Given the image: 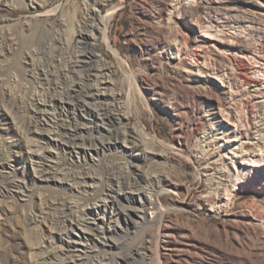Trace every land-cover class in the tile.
Returning <instances> with one entry per match:
<instances>
[{
  "label": "rangeland",
  "instance_id": "rangeland-1",
  "mask_svg": "<svg viewBox=\"0 0 264 264\" xmlns=\"http://www.w3.org/2000/svg\"><path fill=\"white\" fill-rule=\"evenodd\" d=\"M1 1L0 155L11 168H0V264H38L41 246L65 247L49 222L33 220L48 200H78L75 189L38 179L30 151L48 146L61 168L102 175L125 162L134 176L154 179H140L150 202L137 191L133 204L120 198L144 210L146 222L135 213L138 226L111 219L117 204L100 212L107 237L119 238L118 247L104 248L112 263L123 264L119 256L145 238L149 259L133 264H264V0H88L108 22L106 32H96V51L115 73L102 90L119 95L139 138L128 153L88 156L29 133L18 102L45 93L30 76L29 51L50 54L56 38L72 44L84 0ZM249 143L262 151L251 153ZM6 176L21 181L24 196L8 192ZM117 224L127 234L113 231Z\"/></svg>",
  "mask_w": 264,
  "mask_h": 264
},
{
  "label": "bare ground",
  "instance_id": "bare-ground-1",
  "mask_svg": "<svg viewBox=\"0 0 264 264\" xmlns=\"http://www.w3.org/2000/svg\"><path fill=\"white\" fill-rule=\"evenodd\" d=\"M84 2L78 34L72 44L56 38L50 54L44 48L29 51L27 57L32 68L30 76L39 80L45 93L43 96L36 95L30 102L23 98L22 102L18 101L22 104L19 108H22L24 114L23 124L29 133L37 134L42 139L49 138L57 148L68 150L70 154L100 155L105 154V150L118 151L124 147L128 153L132 149L128 146L129 143L139 140L137 133L130 127L134 118L126 116L129 115L126 105L118 98V94L111 95L102 90V86L107 85L108 79L115 71L113 65L96 51V48L101 46L96 32H106L108 22L100 21L96 16L95 7H92L88 0ZM3 3L0 0V4ZM35 3L44 8L43 4ZM59 8L60 6H57L53 11L47 12H57ZM111 18L112 12L108 15V19ZM107 42L111 45L108 37ZM113 53L119 57V52ZM30 110H33L36 116L32 115ZM30 141L35 143V140ZM248 146L252 149L251 153L262 151V146L253 143ZM43 149L44 152L34 149L30 151L32 157H37L35 164L38 179L47 186H69L75 189V197L78 200L57 197L48 200L39 214H34V223H44L43 220L49 222L51 228L59 233L65 242V247L61 249L52 245L41 246L38 251V264H114L104 248L118 247L119 238L107 237V230L98 222L106 221L100 212L107 213L106 209L110 203L117 204L115 212L109 213L111 219L124 216L125 221L138 226L141 223L131 217L132 213H135L139 219L146 222L144 210L125 205L121 203L120 198L133 204L134 199L136 200L133 195L137 191L143 193L150 202L148 191L140 188V179H146L149 183L154 179L147 175L134 176L125 162L110 164L102 175L86 168H61L56 158L58 155L52 147ZM8 162L9 157L0 155V168H11ZM206 166L209 169V165ZM2 183L9 193L25 195L21 192L24 186L16 177L6 176ZM116 228L127 234L120 225L117 224L113 231ZM89 241L98 242L103 249L95 250ZM110 241L113 244L110 245ZM149 243L145 238L140 242L133 241L128 253L119 258L123 264H133L139 260L145 263L150 256ZM169 247L170 252L177 250L175 247ZM96 251L98 253L94 254ZM167 255L171 256V253Z\"/></svg>",
  "mask_w": 264,
  "mask_h": 264
}]
</instances>
